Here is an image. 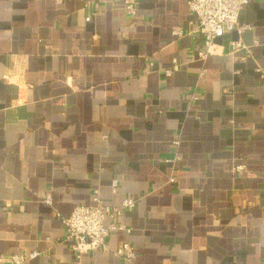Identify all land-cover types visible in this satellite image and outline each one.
I'll list each match as a JSON object with an SVG mask.
<instances>
[{"label": "crops", "instance_id": "1", "mask_svg": "<svg viewBox=\"0 0 264 264\" xmlns=\"http://www.w3.org/2000/svg\"><path fill=\"white\" fill-rule=\"evenodd\" d=\"M189 1L0 0V264H264V0L206 59ZM96 188L132 232L78 261L57 213Z\"/></svg>", "mask_w": 264, "mask_h": 264}, {"label": "built area", "instance_id": "2", "mask_svg": "<svg viewBox=\"0 0 264 264\" xmlns=\"http://www.w3.org/2000/svg\"><path fill=\"white\" fill-rule=\"evenodd\" d=\"M262 0H190V10L196 15L198 25L190 33H200L203 35V48L198 52L200 59H206L209 55L223 52V45L216 42V39L232 32H243L251 30L252 25H241L239 16L241 11ZM124 5L132 15L136 13V0H124ZM173 33L180 37L186 34V31L178 27ZM254 44H258L255 40ZM242 49H249L242 40H233L229 44V52L236 54ZM248 50V56H250ZM151 64L153 62L151 61ZM179 63L177 59L173 60V65L164 69L165 76H170L177 70ZM204 72V71H203ZM193 98L198 99L199 94H193ZM178 144V141H176ZM244 164L237 165L234 170L242 171ZM174 177L171 182H174ZM118 186V181H113L114 190ZM45 201L52 204V194L45 197ZM136 203L135 198H126L119 205L106 203L99 189H94L92 204H78L74 207L72 213L68 216H62L57 213V217L63 222L66 229L65 240L71 242V247L76 253L77 260L80 261L82 255L89 251H109V236L115 231H126L131 234L132 229L121 221L125 210L133 207ZM114 253L124 261H132L136 258V250L130 241H125L114 250ZM40 255L38 251L30 254H13L9 257L12 264H28V262ZM56 264V263H53Z\"/></svg>", "mask_w": 264, "mask_h": 264}, {"label": "water", "instance_id": "3", "mask_svg": "<svg viewBox=\"0 0 264 264\" xmlns=\"http://www.w3.org/2000/svg\"><path fill=\"white\" fill-rule=\"evenodd\" d=\"M237 35V32H232L230 34H226L224 35L223 37H219L216 39V42L219 43V44H228V41H230L231 39H236V36Z\"/></svg>", "mask_w": 264, "mask_h": 264}]
</instances>
